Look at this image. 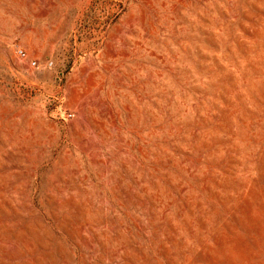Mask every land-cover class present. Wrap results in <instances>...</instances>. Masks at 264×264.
Returning <instances> with one entry per match:
<instances>
[{"label":"rangeland","instance_id":"1","mask_svg":"<svg viewBox=\"0 0 264 264\" xmlns=\"http://www.w3.org/2000/svg\"><path fill=\"white\" fill-rule=\"evenodd\" d=\"M0 264H264V0H0Z\"/></svg>","mask_w":264,"mask_h":264},{"label":"built area","instance_id":"2","mask_svg":"<svg viewBox=\"0 0 264 264\" xmlns=\"http://www.w3.org/2000/svg\"><path fill=\"white\" fill-rule=\"evenodd\" d=\"M16 53H17V55H18V57L20 59H22V60H27L28 59V56H27V54L25 53V51L23 49L18 47L16 49ZM31 65H32V67H37V63L36 62H32ZM68 117L72 118V115H69Z\"/></svg>","mask_w":264,"mask_h":264}]
</instances>
